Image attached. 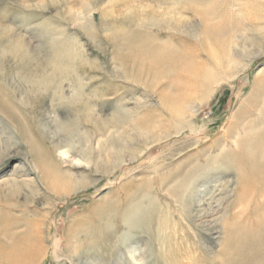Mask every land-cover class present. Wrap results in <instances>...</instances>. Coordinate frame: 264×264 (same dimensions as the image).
<instances>
[{
  "label": "rangeland",
  "instance_id": "1",
  "mask_svg": "<svg viewBox=\"0 0 264 264\" xmlns=\"http://www.w3.org/2000/svg\"><path fill=\"white\" fill-rule=\"evenodd\" d=\"M263 79L264 0H0V264H264Z\"/></svg>",
  "mask_w": 264,
  "mask_h": 264
},
{
  "label": "bare ground",
  "instance_id": "2",
  "mask_svg": "<svg viewBox=\"0 0 264 264\" xmlns=\"http://www.w3.org/2000/svg\"><path fill=\"white\" fill-rule=\"evenodd\" d=\"M233 2V1H232ZM234 3V2H233ZM237 6V5H236ZM235 7V6H234ZM239 8V7H238ZM242 9V8H241ZM195 15L201 20V25H202V29H200L198 32H195V33H206V27L208 25V19L207 17L204 15L203 11H200L199 9H196L195 11ZM169 12H165L163 13V21L165 22V30H173L175 29L177 33H183L184 31L180 28L181 24L179 23V21H172L170 20L171 17L168 16ZM181 22V21H180ZM147 23V22H146ZM145 24V23H144ZM140 25V24H139ZM149 25V24H148ZM162 25V24H161ZM135 28V27H134ZM137 29H140V28H137ZM132 31V30H131ZM211 32V31H210ZM128 33V32H127ZM188 34V33H187ZM202 35V34H201ZM127 36V35H126ZM131 37V36H129ZM202 37V36H201ZM132 38V37H131ZM137 38V37H136ZM73 50L72 48H67V47H61V46H57V48H55L54 50V61H55V67L57 68L56 70L59 71L56 73V71L53 72V74L51 73V75H48V76H43L41 77L39 80L40 82H42V85L44 86H52L54 83H55V74H59L60 75V79L61 81L58 82V85L59 86H62L63 87V84L65 83V79H69V76L73 73H70L71 71H69L70 67L69 66H72V68L74 67V65L70 64L68 62V60L70 58H72L73 56ZM165 50V49H164ZM166 51V50H165ZM167 54H171L172 56L178 54V51L176 50V48H172L171 50L168 49L167 50ZM164 53V52H163ZM187 53V52H186ZM166 55V54H164ZM187 55V54H186ZM183 60V59H182ZM149 62V61H148ZM168 62V61H167ZM152 63V62H150ZM157 64V63H156ZM166 64V63H165ZM164 65V64H163ZM180 67V66H179ZM172 70V69H171ZM263 71V70H262ZM161 73V72H160ZM210 75L208 74V80L209 81H213L215 79H217L218 77L221 76V74L217 73V72H214V73H211L209 72ZM154 74V73H153ZM214 74V75H213ZM223 76V75H222ZM221 76V77H222ZM226 77V75L223 76V78ZM232 78V77H231ZM263 78V77H262ZM261 78V79H262ZM78 78H75L74 81H77ZM264 80V79H263ZM230 81V80H229ZM258 79L255 80L254 84H257L258 83ZM261 82V81H259ZM263 82V81H262ZM216 83V82H215ZM213 84V82H212ZM263 85H264V82H263ZM264 89V88H263ZM264 91V90H262ZM108 95V94H107ZM87 97V95H85ZM84 97L83 98V101L85 102L87 100V98ZM109 100V99H108ZM257 107V106H255ZM260 107V106H259ZM185 110V107H180L177 109L178 111V114H181L183 113ZM0 111L5 114V116H7L11 121L13 122H16L17 124H20L21 121L19 119V117L17 116L16 112L14 111V108L11 107L10 104H8L5 100L1 99L0 97ZM245 113V112H244ZM248 114V113H246ZM256 114V113H255ZM245 115V114H244ZM234 116V115H233ZM240 116V115H239ZM242 117V116H241ZM240 117V118H241ZM245 120V119H244ZM251 120V119H250ZM248 122V121H247ZM256 123V122H255ZM29 124V123H28ZM247 123H245V126H246ZM30 125V124H29ZM240 126V124H239ZM264 126V125H263ZM235 127V126H234ZM241 127V126H240ZM251 127V126H250ZM240 131V130H239ZM248 131V130H247ZM236 132V131H235ZM257 135V134H256ZM167 137V136H166ZM232 137V136H231ZM244 137V136H243ZM239 138V137H238ZM160 140V139H159ZM232 140V139H231ZM158 141V140H157ZM245 143V142H244ZM252 142H250V145H251ZM242 145V144H241ZM249 145V146H250ZM225 146V145H224ZM235 146V145H234ZM247 146V145H246ZM226 148V146H225ZM37 148L35 147V151L36 152H39L36 150ZM61 148L60 147H57L55 149V151H60ZM239 150V149H238ZM244 151V150H243ZM62 153L63 155L66 154L65 151H63L62 149ZM239 153V151H238ZM243 153V152H242ZM241 155V154H239ZM254 155V154H253ZM260 155V154H259ZM7 157V156H6ZM44 155L40 154V158L44 159ZM224 157V156H223ZM255 157V156H253ZM135 158V156H134ZM260 158L261 160V157H258ZM249 160V159H248ZM262 162V161H261ZM45 166V165H44ZM46 167V166H45ZM48 167V166H47ZM49 169H52L51 167H48ZM248 168V167H247ZM42 169V173H43V178H42V181L44 182V184L46 185V187L50 190H56V187H55V184L58 183L57 181H55L54 179H51L50 180V177L48 178V175L46 173V170L44 167H41ZM262 175V174H261ZM57 176V175H56ZM263 177V176H262ZM59 178V177H57ZM257 178V177H256ZM14 184H26L28 179H21L19 180L17 177H14L13 179H11ZM60 186V185H59ZM63 182H62V188H63ZM53 192V191H51ZM59 194V193H58ZM252 194V192H251ZM212 200L213 198H211V201L210 203H212ZM66 201V200H65ZM209 203V204H210ZM208 204V203H207ZM208 206V205H207ZM44 209V208H43ZM202 213L200 214V217H199V222L200 224H204V225H208V229L210 231V233L213 234L214 238L222 245H226V242L227 241H223L225 238L227 237H230V235H233L236 233V229L234 228V225L233 224H226L223 222V220H221L220 216H216V213H210V211L206 210V209H202ZM236 215V214H235ZM113 220V219H112ZM130 220V219H129ZM245 220V219H244ZM112 222V221H111ZM35 224V223H34ZM251 224V223H250ZM262 223H259L258 225H261ZM133 227V226H132ZM128 228V227H127ZM119 229V228H117ZM118 231V230H117ZM122 231V230H121ZM260 232V231H259ZM107 235V234H106ZM32 238V237H31ZM34 238V237H33ZM233 238V237H232ZM107 239V237L105 238ZM94 242V241H93ZM96 249V248H95ZM229 259V258H228Z\"/></svg>",
  "mask_w": 264,
  "mask_h": 264
}]
</instances>
